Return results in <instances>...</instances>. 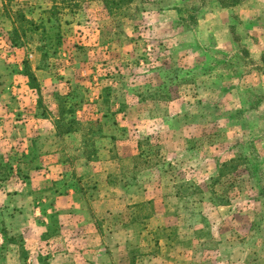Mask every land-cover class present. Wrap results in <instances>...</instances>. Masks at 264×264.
<instances>
[{
  "label": "rangeland",
  "instance_id": "rangeland-1",
  "mask_svg": "<svg viewBox=\"0 0 264 264\" xmlns=\"http://www.w3.org/2000/svg\"><path fill=\"white\" fill-rule=\"evenodd\" d=\"M111 1L0 0V264H264V0Z\"/></svg>",
  "mask_w": 264,
  "mask_h": 264
},
{
  "label": "trees",
  "instance_id": "trees-1",
  "mask_svg": "<svg viewBox=\"0 0 264 264\" xmlns=\"http://www.w3.org/2000/svg\"><path fill=\"white\" fill-rule=\"evenodd\" d=\"M129 0H117V1H111V4H114L115 6L118 7V9H120L123 5L127 4ZM108 3V2H107ZM221 3H223L225 6H233L236 3H238V0H221ZM31 23V22H30ZM15 32H16V28H14ZM261 61L264 63V54L261 57ZM28 77L32 80H34V76L29 73Z\"/></svg>",
  "mask_w": 264,
  "mask_h": 264
},
{
  "label": "crops",
  "instance_id": "crops-1",
  "mask_svg": "<svg viewBox=\"0 0 264 264\" xmlns=\"http://www.w3.org/2000/svg\"><path fill=\"white\" fill-rule=\"evenodd\" d=\"M233 6H234V5H233ZM233 6H232V7H233ZM235 6H236V5H235ZM232 7H231V8H232Z\"/></svg>",
  "mask_w": 264,
  "mask_h": 264
}]
</instances>
